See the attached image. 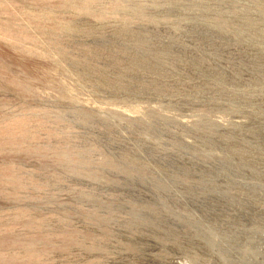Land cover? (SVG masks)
Returning a JSON list of instances; mask_svg holds the SVG:
<instances>
[{"label":"rangeland","instance_id":"374dc122","mask_svg":"<svg viewBox=\"0 0 264 264\" xmlns=\"http://www.w3.org/2000/svg\"><path fill=\"white\" fill-rule=\"evenodd\" d=\"M0 264H264V0H0Z\"/></svg>","mask_w":264,"mask_h":264}]
</instances>
